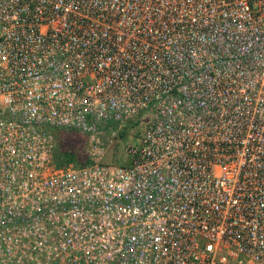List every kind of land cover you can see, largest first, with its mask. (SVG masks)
Wrapping results in <instances>:
<instances>
[{
	"label": "built area",
	"instance_id": "1",
	"mask_svg": "<svg viewBox=\"0 0 264 264\" xmlns=\"http://www.w3.org/2000/svg\"><path fill=\"white\" fill-rule=\"evenodd\" d=\"M0 264H264V0H0Z\"/></svg>",
	"mask_w": 264,
	"mask_h": 264
},
{
	"label": "rangeland",
	"instance_id": "2",
	"mask_svg": "<svg viewBox=\"0 0 264 264\" xmlns=\"http://www.w3.org/2000/svg\"><path fill=\"white\" fill-rule=\"evenodd\" d=\"M137 129V130H136ZM135 130H140V127ZM141 131V130H140ZM134 130L127 131V138H130ZM135 134V133H134ZM123 139V138H120ZM128 139L116 140L113 145L107 147L103 160L107 163L125 164L129 162V157L125 152V143ZM57 167L61 168L69 165L84 164L89 162L87 152V138L79 132L63 130L56 136V147L54 151ZM72 159L67 160V157Z\"/></svg>",
	"mask_w": 264,
	"mask_h": 264
},
{
	"label": "trees",
	"instance_id": "3",
	"mask_svg": "<svg viewBox=\"0 0 264 264\" xmlns=\"http://www.w3.org/2000/svg\"><path fill=\"white\" fill-rule=\"evenodd\" d=\"M70 159H72V156H70V157L68 156V157H67V160H70ZM57 165H58V164H57Z\"/></svg>",
	"mask_w": 264,
	"mask_h": 264
}]
</instances>
